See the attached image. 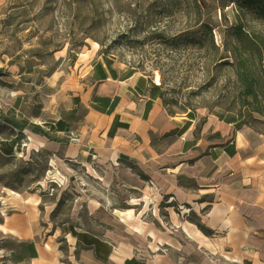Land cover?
Listing matches in <instances>:
<instances>
[{
  "label": "crops",
  "instance_id": "obj_1",
  "mask_svg": "<svg viewBox=\"0 0 264 264\" xmlns=\"http://www.w3.org/2000/svg\"><path fill=\"white\" fill-rule=\"evenodd\" d=\"M73 75L74 83L61 71L48 76L54 90L41 110L71 112L35 115L42 134L23 121L22 133L76 134L67 156L138 191L137 202L110 214L104 231L46 233L38 193L0 189V231L15 239L18 262L264 264V131L234 111L171 114L145 75L97 48Z\"/></svg>",
  "mask_w": 264,
  "mask_h": 264
},
{
  "label": "rangeland",
  "instance_id": "obj_2",
  "mask_svg": "<svg viewBox=\"0 0 264 264\" xmlns=\"http://www.w3.org/2000/svg\"><path fill=\"white\" fill-rule=\"evenodd\" d=\"M189 5L186 0H0V189L38 193L44 232L72 226L104 231L110 214L131 211L137 202L138 191L115 179L101 181L96 168L89 171L67 156L65 136L48 133L56 140L34 141L22 133L23 121L42 134L35 115L54 120L71 112H41L54 90L47 78L61 71L74 83V70L95 48L145 75L152 89L160 85L155 93L161 92L172 114L234 111L264 131V116L241 104L230 66H213V53L199 45L171 41L195 23V7ZM205 18L219 23L220 11L212 6ZM255 27L264 32L262 25ZM5 148L12 153L6 155ZM16 245L0 231V264H26L15 258Z\"/></svg>",
  "mask_w": 264,
  "mask_h": 264
},
{
  "label": "trees",
  "instance_id": "obj_3",
  "mask_svg": "<svg viewBox=\"0 0 264 264\" xmlns=\"http://www.w3.org/2000/svg\"><path fill=\"white\" fill-rule=\"evenodd\" d=\"M186 1L188 9L189 4L195 7V23L187 25L171 41L199 45L213 53V66H230L239 84L241 104L264 116V32L255 27V24L264 27V0ZM212 6L220 11L216 24L205 18ZM153 89L159 90L160 85ZM157 95L165 106L161 92ZM10 153L8 150L7 154ZM178 181L182 183L184 179L178 177ZM190 219L204 233H210L195 218Z\"/></svg>",
  "mask_w": 264,
  "mask_h": 264
},
{
  "label": "built area",
  "instance_id": "obj_4",
  "mask_svg": "<svg viewBox=\"0 0 264 264\" xmlns=\"http://www.w3.org/2000/svg\"><path fill=\"white\" fill-rule=\"evenodd\" d=\"M67 138L72 143H79V137L76 134L70 133V134L67 135ZM90 156H91L92 159L96 158V154L95 153H91Z\"/></svg>",
  "mask_w": 264,
  "mask_h": 264
},
{
  "label": "bare ground",
  "instance_id": "obj_5",
  "mask_svg": "<svg viewBox=\"0 0 264 264\" xmlns=\"http://www.w3.org/2000/svg\"><path fill=\"white\" fill-rule=\"evenodd\" d=\"M82 54H84V53H82ZM154 81H155L156 83H159V82H160V81H159V74H158V73L155 74Z\"/></svg>",
  "mask_w": 264,
  "mask_h": 264
}]
</instances>
